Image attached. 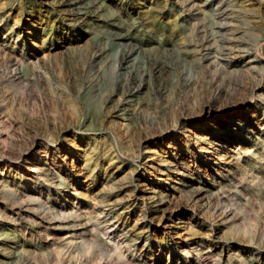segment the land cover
Segmentation results:
<instances>
[{
  "label": "rangeland",
  "instance_id": "1",
  "mask_svg": "<svg viewBox=\"0 0 264 264\" xmlns=\"http://www.w3.org/2000/svg\"><path fill=\"white\" fill-rule=\"evenodd\" d=\"M0 264H264V0H0Z\"/></svg>",
  "mask_w": 264,
  "mask_h": 264
},
{
  "label": "bare ground",
  "instance_id": "2",
  "mask_svg": "<svg viewBox=\"0 0 264 264\" xmlns=\"http://www.w3.org/2000/svg\"><path fill=\"white\" fill-rule=\"evenodd\" d=\"M43 142H44V141H43ZM38 144H40V142H37V143H36V144H34V145H36V146H37ZM103 212H104V214H105V213H108L106 210H103Z\"/></svg>",
  "mask_w": 264,
  "mask_h": 264
}]
</instances>
